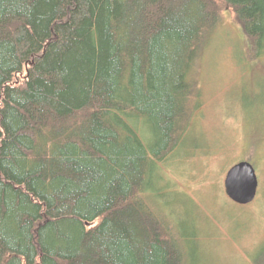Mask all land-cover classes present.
I'll return each instance as SVG.
<instances>
[{
  "label": "trees",
  "instance_id": "trees-1",
  "mask_svg": "<svg viewBox=\"0 0 264 264\" xmlns=\"http://www.w3.org/2000/svg\"><path fill=\"white\" fill-rule=\"evenodd\" d=\"M224 7L263 52L264 0H0V264H204L165 165Z\"/></svg>",
  "mask_w": 264,
  "mask_h": 264
},
{
  "label": "rangeland",
  "instance_id": "rangeland-1",
  "mask_svg": "<svg viewBox=\"0 0 264 264\" xmlns=\"http://www.w3.org/2000/svg\"><path fill=\"white\" fill-rule=\"evenodd\" d=\"M221 14L219 29L193 77L198 106L189 132L201 140V148L168 161L165 173L201 214L192 248L196 259L202 257L204 264H253L264 255V51L253 52L231 9L224 7ZM191 142L199 141L189 137L186 150L192 149ZM253 145L258 151L254 159H246ZM241 161L252 164L259 183L257 202L249 209L223 197L225 173ZM157 187L168 192L163 179ZM231 216L236 219L230 221Z\"/></svg>",
  "mask_w": 264,
  "mask_h": 264
},
{
  "label": "water",
  "instance_id": "water-1",
  "mask_svg": "<svg viewBox=\"0 0 264 264\" xmlns=\"http://www.w3.org/2000/svg\"><path fill=\"white\" fill-rule=\"evenodd\" d=\"M258 178L252 164L241 161L227 170L223 190L226 198L238 206H248L258 194Z\"/></svg>",
  "mask_w": 264,
  "mask_h": 264
}]
</instances>
